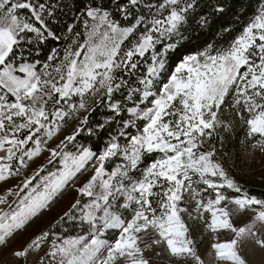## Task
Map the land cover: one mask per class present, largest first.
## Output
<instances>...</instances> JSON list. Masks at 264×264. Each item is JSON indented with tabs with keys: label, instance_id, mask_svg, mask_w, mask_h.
Listing matches in <instances>:
<instances>
[{
	"label": "snow or ice",
	"instance_id": "6c2138e0",
	"mask_svg": "<svg viewBox=\"0 0 264 264\" xmlns=\"http://www.w3.org/2000/svg\"><path fill=\"white\" fill-rule=\"evenodd\" d=\"M237 131L264 154V0H0V182L24 177L0 247L74 193L15 264H248L264 198L225 166ZM187 221L213 234L208 262Z\"/></svg>",
	"mask_w": 264,
	"mask_h": 264
},
{
	"label": "rangeland",
	"instance_id": "374dc122",
	"mask_svg": "<svg viewBox=\"0 0 264 264\" xmlns=\"http://www.w3.org/2000/svg\"><path fill=\"white\" fill-rule=\"evenodd\" d=\"M70 131L71 125L63 130L62 135L67 134ZM242 137L243 132L240 134L239 140ZM239 140L236 142L234 151L229 154L227 158L228 163H226L225 166L231 168L232 174L239 180L245 189L254 188L259 192H262L264 196V154L257 151L253 154L245 156V149L241 147ZM55 142L57 141H52V143ZM46 156L47 153H44L39 158H36L34 161L30 162L29 168L25 175H30L34 169L38 168L41 164H44L46 162ZM88 175H90V172H85L83 175L79 176L77 183L84 181ZM23 178V175H21L9 178L7 181L0 182V194H3L6 189L19 184ZM72 195H74V193L71 191L66 193L55 205H53L50 211H46L42 216L34 219L25 229L18 231L9 240L7 246L0 247V264H5V262H7V264H15V262L8 257V253L12 249H18L22 247L26 242L29 241L31 237H33L42 229H45L52 220H54L56 217H58V215L66 210ZM14 199V197H9V203H12ZM0 207H4L5 210H7L6 206ZM252 215L253 213L251 210H245L239 215L233 217L234 223L237 226H242L251 220ZM187 223L189 224L190 229H192V236L197 242L196 246L199 254L203 259H205L206 262H208L210 259L208 253L210 251V244L213 239V234L211 232L205 231L202 225H197L192 221H187ZM255 230L262 237H264V224L258 223ZM230 237L231 233L229 232H224L221 236L222 239ZM241 251L248 264H264V248H261L259 245H257L254 238H250L245 241ZM42 254L43 253L41 252L32 256V264H36L38 256ZM146 256L152 258L153 264H185L183 259L169 260L167 255L157 258L153 255V253L148 252L146 253ZM212 264H215V262L213 261Z\"/></svg>",
	"mask_w": 264,
	"mask_h": 264
},
{
	"label": "trees",
	"instance_id": "16d2710c",
	"mask_svg": "<svg viewBox=\"0 0 264 264\" xmlns=\"http://www.w3.org/2000/svg\"><path fill=\"white\" fill-rule=\"evenodd\" d=\"M255 3V0H232V3L234 4H240V3ZM205 42L207 43H212L213 41L217 40V37L215 35L214 32H209L207 33V35L204 37ZM242 133V131H237L235 134L234 138L228 139L225 143V148L224 151H226L228 154H231L234 149H235V145L236 142L239 140L240 138V134ZM251 195H256L258 197L264 198L262 192H259L258 190H255L254 188H247L246 189ZM262 194V195H261Z\"/></svg>",
	"mask_w": 264,
	"mask_h": 264
}]
</instances>
